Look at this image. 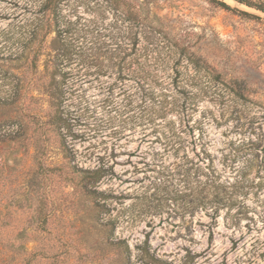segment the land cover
Listing matches in <instances>:
<instances>
[{
  "label": "rangeland",
  "instance_id": "1",
  "mask_svg": "<svg viewBox=\"0 0 264 264\" xmlns=\"http://www.w3.org/2000/svg\"><path fill=\"white\" fill-rule=\"evenodd\" d=\"M42 1L0 0V264H264V12Z\"/></svg>",
  "mask_w": 264,
  "mask_h": 264
},
{
  "label": "trees",
  "instance_id": "2",
  "mask_svg": "<svg viewBox=\"0 0 264 264\" xmlns=\"http://www.w3.org/2000/svg\"><path fill=\"white\" fill-rule=\"evenodd\" d=\"M64 0H43L42 5H41V10L43 11V14L41 17H38V21L36 22L34 28H33V35L34 38L39 35L40 31L45 27L49 26L52 24V22H56L57 20V15L59 14L60 11V5ZM241 4H245L249 7H254L257 10H260L264 12V0H235ZM219 5H221L224 8L230 9V5H228L225 1H216ZM243 13H246L243 11ZM247 14V13H246ZM46 51H43L39 46L36 47V50L34 52V57H33V65L38 68L39 60L41 57L46 54L48 56L51 55V53H45ZM68 48L64 50L63 55L65 56V60L69 61L72 56L68 54ZM53 61L49 58H46L44 61V73L46 75L50 76L51 78H56V71L57 67L54 64H51ZM52 105L54 104V101L52 99ZM80 173L77 175L78 176V181L77 184L80 186L81 191L83 195L86 197L96 199L98 196L103 197V192L98 191L95 189V184L101 179V174H99V171H82L79 170ZM69 178V177H68ZM74 177H70L71 180H73ZM99 205L100 203H95ZM14 243L7 242L5 244V248L7 250H4V254L9 256L11 258L12 263L14 264H33V261L36 257L38 256H43V257H51V256H57L58 253H49L48 250L45 251H29L26 248V242L22 241L21 244L19 243L18 249L14 248ZM3 245H1L0 242V250H3ZM11 249V250H10ZM10 250V251H9ZM1 252V251H0ZM3 254V255H4ZM4 256L0 255V262L3 261ZM120 259H124L123 257H120Z\"/></svg>",
  "mask_w": 264,
  "mask_h": 264
}]
</instances>
